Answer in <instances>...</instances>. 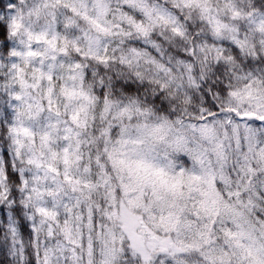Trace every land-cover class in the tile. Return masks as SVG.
<instances>
[{
    "label": "clouds",
    "instance_id": "9594fccd",
    "mask_svg": "<svg viewBox=\"0 0 264 264\" xmlns=\"http://www.w3.org/2000/svg\"><path fill=\"white\" fill-rule=\"evenodd\" d=\"M260 116L264 0H0V264H254ZM136 159L190 198L141 190Z\"/></svg>",
    "mask_w": 264,
    "mask_h": 264
},
{
    "label": "snow or ice",
    "instance_id": "6c2138e0",
    "mask_svg": "<svg viewBox=\"0 0 264 264\" xmlns=\"http://www.w3.org/2000/svg\"><path fill=\"white\" fill-rule=\"evenodd\" d=\"M246 116H253L254 113H245ZM259 119L264 120V116H260ZM130 174L134 173V180L137 185L143 190L144 187L151 189L155 198L160 201H168V197H172L171 202L178 200H184L190 198L192 192V177L186 176L183 173L172 174L164 171L163 169L154 167L145 159H136L129 161ZM170 202V203H171ZM202 204H206L207 201H201ZM230 215V210L225 206L223 208L217 207L215 209V219H220L222 216ZM167 223L173 230H179L182 225L178 213H169ZM227 231V230H226ZM230 237L237 236L235 232H229ZM243 233H241V237ZM162 246L165 242L160 237L154 238ZM203 239L204 243H210V238L207 236H198L197 243ZM168 243H171L170 241ZM237 246L242 245L243 240L241 238L235 241ZM254 264H264V258L256 256L253 258ZM210 264H224V257L221 254L219 257H213Z\"/></svg>",
    "mask_w": 264,
    "mask_h": 264
}]
</instances>
